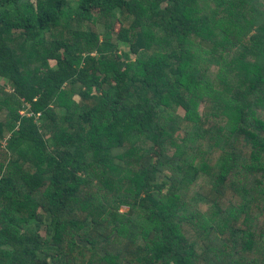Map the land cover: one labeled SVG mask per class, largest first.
<instances>
[{"label": "trees", "instance_id": "obj_1", "mask_svg": "<svg viewBox=\"0 0 264 264\" xmlns=\"http://www.w3.org/2000/svg\"><path fill=\"white\" fill-rule=\"evenodd\" d=\"M0 264H264V0H0Z\"/></svg>", "mask_w": 264, "mask_h": 264}, {"label": "rangeland", "instance_id": "obj_2", "mask_svg": "<svg viewBox=\"0 0 264 264\" xmlns=\"http://www.w3.org/2000/svg\"><path fill=\"white\" fill-rule=\"evenodd\" d=\"M121 49L124 50L125 47L121 46ZM54 65V64H53ZM179 113L182 114L183 112L181 110H179ZM123 211H128V209H124ZM32 227H35V225H31Z\"/></svg>", "mask_w": 264, "mask_h": 264}]
</instances>
